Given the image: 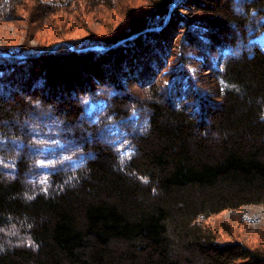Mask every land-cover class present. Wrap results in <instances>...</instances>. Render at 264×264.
<instances>
[{
    "label": "trees",
    "instance_id": "16d2710c",
    "mask_svg": "<svg viewBox=\"0 0 264 264\" xmlns=\"http://www.w3.org/2000/svg\"><path fill=\"white\" fill-rule=\"evenodd\" d=\"M16 22L37 43L0 49V264H264L209 223L264 206V0H0Z\"/></svg>",
    "mask_w": 264,
    "mask_h": 264
},
{
    "label": "rangeland",
    "instance_id": "374dc122",
    "mask_svg": "<svg viewBox=\"0 0 264 264\" xmlns=\"http://www.w3.org/2000/svg\"><path fill=\"white\" fill-rule=\"evenodd\" d=\"M146 5V1H140L138 6L145 7ZM197 13L198 12H196L193 7L189 6L186 10H179V14L182 15V17L185 15L189 19L193 18L192 16L197 15ZM88 22L92 25L95 33L103 32L104 29L100 25L97 26L93 23V20L90 17L88 18ZM183 32L184 31H182V29H179V32H177V40H173L171 42L172 45L173 43L176 45L180 43L182 37L181 34ZM25 34L26 27L23 22L0 24V49H7L10 52L16 51L22 42L26 40L29 44L36 45L37 42L35 40L25 39V37H23ZM49 35L50 34H46L47 37H50ZM84 35H86V33L81 29H77L74 33H72L73 37H82ZM257 41L264 45V35L257 39ZM223 57L224 52H221V54L212 58V63L215 68L220 69ZM192 72L196 74L197 77L200 76V78L202 75H207V73L202 71L201 63L199 62H197L195 67L192 68ZM203 82L205 86L210 85L209 75L205 77ZM93 106H95V103L90 104L91 109ZM209 223L217 228L222 235V239L225 241L231 239L228 237V233L234 232L236 235H239L238 238L243 237L248 241L251 240L255 242L256 244H264V206H244L238 210L224 211L221 214L212 217L209 220Z\"/></svg>",
    "mask_w": 264,
    "mask_h": 264
},
{
    "label": "snow or ice",
    "instance_id": "6c2138e0",
    "mask_svg": "<svg viewBox=\"0 0 264 264\" xmlns=\"http://www.w3.org/2000/svg\"><path fill=\"white\" fill-rule=\"evenodd\" d=\"M125 154H127V153H125Z\"/></svg>",
    "mask_w": 264,
    "mask_h": 264
}]
</instances>
